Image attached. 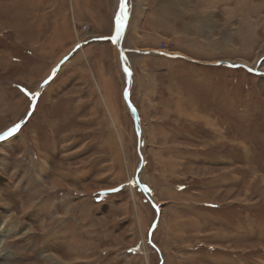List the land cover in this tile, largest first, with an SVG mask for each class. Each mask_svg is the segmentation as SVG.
Masks as SVG:
<instances>
[{
  "label": "rangeland",
  "instance_id": "obj_1",
  "mask_svg": "<svg viewBox=\"0 0 264 264\" xmlns=\"http://www.w3.org/2000/svg\"><path fill=\"white\" fill-rule=\"evenodd\" d=\"M77 1L0 0V264H264V73L211 61L264 72V0H180L206 61H141L137 123L80 45L115 0L103 27Z\"/></svg>",
  "mask_w": 264,
  "mask_h": 264
},
{
  "label": "crops",
  "instance_id": "obj_2",
  "mask_svg": "<svg viewBox=\"0 0 264 264\" xmlns=\"http://www.w3.org/2000/svg\"><path fill=\"white\" fill-rule=\"evenodd\" d=\"M77 2L80 3V5H82V10H84L83 14L88 13L89 18L92 21L93 27H99V25L100 27H103L105 22L104 14H103L104 11L102 10L103 8L100 7V4L92 2V0L82 1L83 3L81 2V0ZM121 3H124L125 5V10L127 12V19L125 21V28L121 34V39L119 40V42H114L109 38L115 35V18L121 11ZM70 7L72 8V5H70ZM192 9L195 10L194 7ZM76 10L80 11L79 7H77ZM191 12L187 8L186 13H191ZM197 13H199V17L201 18L203 14L202 11ZM192 14L195 15V12ZM110 16H112L110 34L93 35L92 37H89L84 41H82L83 44L82 43L81 44L88 46L89 50L91 49L88 53V57L89 58L91 57L92 60L98 58L97 55L99 53L101 55L100 62L104 66L106 64V61H108V59L105 58L106 55L109 54L108 43L114 47L115 57H117V59L119 60L120 69L121 70L124 69V73L125 75H127L128 85L126 87L125 86L123 87L122 94H123V99L128 103L129 101L126 98V94L129 91L130 82L133 81V79L134 81H136L137 80L136 77L140 78L141 76L138 75L136 72V67L140 65L141 61L143 62L142 67L153 68L157 72L159 68L163 66L165 63H171L172 61L180 60L183 58L192 61H199V62L206 61L201 59L202 57L205 56L201 54L203 52L201 51L203 47L202 39L201 38L200 40L197 39L198 42H196V38H195L194 40L195 43H193L191 42L192 40L189 38V34L187 33V31L190 30L191 26L194 29L193 27L194 19L190 18L192 23L185 22L184 24L185 26L182 29L177 30L176 19L183 20L182 21L183 23L185 20L184 10H183V6L180 4V0H115L114 9H112ZM201 19H202V23L198 28V30H200L202 33L210 32L212 29L204 27L203 20H207L205 24L208 26L210 25V21H208V19H203V18ZM195 32H197V30ZM172 35H174L176 39L175 42L177 43L180 42L179 40L181 39L183 40L181 43H179L182 45V47L178 48V45L176 47L169 46V43L172 42L171 40H169L172 38ZM165 39L169 40V43ZM121 40H123L124 55L122 54L120 48ZM163 41H165L168 45L166 50L161 49V44ZM79 43H77L75 46L80 47ZM101 44L106 46V48L102 47L98 50V52H96V54H94V51L97 49L98 45ZM90 46H92V48ZM215 60H217L216 63H222L223 61H227L228 65H235V66L248 65L243 62H238L237 64H231L230 61L233 62L236 61L229 59L222 61H218V59ZM215 60H211V61H215ZM159 63H161V66H159ZM125 64L130 69L131 77H132L131 79L129 78V73L126 71ZM91 68L93 69V66H91ZM104 70L106 71V69ZM108 76H111V74H108ZM150 78H152V76H150ZM147 80L148 79L145 80L142 79L141 77L140 84L145 86L144 81L146 83H149V81ZM150 80L152 82L153 79ZM121 82L123 84V81ZM112 83L113 85H116L114 81ZM128 96L131 97L133 101H135L134 100L135 94L134 92H132V90H130ZM130 106L132 105L130 104ZM133 109H134V115L136 117L138 112L135 104L133 106ZM204 210L208 214L214 215L211 208H207Z\"/></svg>",
  "mask_w": 264,
  "mask_h": 264
},
{
  "label": "snow or ice",
  "instance_id": "obj_3",
  "mask_svg": "<svg viewBox=\"0 0 264 264\" xmlns=\"http://www.w3.org/2000/svg\"><path fill=\"white\" fill-rule=\"evenodd\" d=\"M126 19H127V12L125 10V5L124 3H121V11L115 18V35L110 37L109 39H111L114 42H119V40L121 39V34L125 28ZM30 95L34 98L36 94H30ZM19 127H20L19 125H15L13 128L9 129L6 133H0V137L12 135V133L18 130ZM109 191H117V189H111Z\"/></svg>",
  "mask_w": 264,
  "mask_h": 264
},
{
  "label": "water",
  "instance_id": "obj_4",
  "mask_svg": "<svg viewBox=\"0 0 264 264\" xmlns=\"http://www.w3.org/2000/svg\"><path fill=\"white\" fill-rule=\"evenodd\" d=\"M120 48H121V51H122V54L124 55V48H123V40H121V42H120ZM227 61H223L222 63H226ZM125 67H126V69H127V72L129 73V78L131 79V72H130V69L127 67V65L125 64ZM247 67H249V69L251 70V71H254V72H259V73H264V72H262V71H259V70H257V69H253L252 67H250V66H247ZM127 91H128V89H127ZM126 98H127V100L129 101V103L132 105V106H134V104L132 103V101L130 100V97L128 96V94H126ZM137 118H138V114L136 115V123L138 122L137 121ZM140 147H141V135L139 134V153H140V155H142V152H141V150H140ZM137 181L139 182V183H141L140 182V179H139V177L137 176ZM158 208V207H157ZM160 216V215H159ZM159 216H158V218H159Z\"/></svg>",
  "mask_w": 264,
  "mask_h": 264
},
{
  "label": "bare ground",
  "instance_id": "obj_5",
  "mask_svg": "<svg viewBox=\"0 0 264 264\" xmlns=\"http://www.w3.org/2000/svg\"><path fill=\"white\" fill-rule=\"evenodd\" d=\"M203 1H205V2H207V3H210V2H212V1H214V0H202V4H203ZM216 1V0H215ZM214 1V2H215ZM220 1V0H219ZM204 6H205V4H204ZM206 8V7H205ZM243 9V8H242ZM259 9V8H258ZM212 11V10H211ZM211 11H209V12H207L206 13V15H205V17H204V19H206V18H211ZM230 11H232L231 9H230ZM204 14V13H203ZM208 16H210V17H208ZM263 17V16H262ZM80 42V41H79ZM81 43V42H80ZM80 45H82V44H80ZM216 61V60H215Z\"/></svg>",
  "mask_w": 264,
  "mask_h": 264
},
{
  "label": "built area",
  "instance_id": "obj_6",
  "mask_svg": "<svg viewBox=\"0 0 264 264\" xmlns=\"http://www.w3.org/2000/svg\"><path fill=\"white\" fill-rule=\"evenodd\" d=\"M167 43H162V45H161V49L162 50H166L167 49Z\"/></svg>",
  "mask_w": 264,
  "mask_h": 264
}]
</instances>
